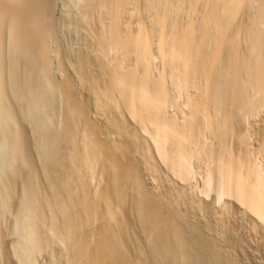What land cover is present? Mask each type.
<instances>
[{
	"label": "bare ground",
	"instance_id": "1",
	"mask_svg": "<svg viewBox=\"0 0 264 264\" xmlns=\"http://www.w3.org/2000/svg\"><path fill=\"white\" fill-rule=\"evenodd\" d=\"M51 3L0 0V111L4 123L16 127L2 97L1 51L7 37L11 48L7 63L15 90L23 88L14 76L19 65L27 80L28 104L22 108L37 125L32 142L45 178L43 184L28 176L18 186L17 199L13 198V256L21 264L34 263L32 255L60 242L61 262L52 258V264H228L231 259L218 244L205 239L196 223L189 224L179 202L189 197V188L195 193L193 201L200 202L198 193L223 207L221 225L218 222L223 230H228L232 204L251 220L253 230L264 231V0H83L80 18L91 19L92 30L88 48L67 61L75 78L56 82L47 74L48 84L43 87L34 84L41 75L37 64L48 69L51 52L46 40H38L42 33L37 36L33 23L38 7L45 13ZM23 52L34 63L30 68ZM81 90L86 95L67 98ZM56 92L65 94L66 112L54 125L43 112ZM88 109L101 116L100 123L95 117L97 128L89 124L93 127L79 131L77 118ZM127 117L128 124L135 123L130 130ZM7 124L0 128L3 136L8 135L0 137L10 139L1 142L10 140V149L6 145L10 158L21 161L27 137L14 128L5 133ZM111 133L115 136L109 139ZM62 145L69 153L60 166ZM131 145L133 151L139 150L142 162ZM137 161L146 166L152 181L163 174L180 186L170 182L174 187L169 194H159V185L153 183L151 190H145L148 186L140 171L144 168L139 169ZM96 166L105 180L90 191ZM7 182L0 183V210L11 198L10 177ZM40 186L46 189L41 196ZM158 194L164 197L158 199ZM133 214L138 236L130 227ZM66 240L74 242L64 250Z\"/></svg>",
	"mask_w": 264,
	"mask_h": 264
},
{
	"label": "rangeland",
	"instance_id": "2",
	"mask_svg": "<svg viewBox=\"0 0 264 264\" xmlns=\"http://www.w3.org/2000/svg\"><path fill=\"white\" fill-rule=\"evenodd\" d=\"M71 1V2H70ZM21 2V1H20ZM19 2V3H20ZM80 2V3H79ZM75 3V4H74ZM76 3H78V4H76ZM83 3V0H52V6H51V9L49 10V11H45V13H44V10L41 8V7H38V9H37V13L39 14V16H37V20H36V17L34 18L35 19V21H34V23H36L35 25H34V23H33V28L35 29V31H36V33H38L37 34V36L39 37L40 36V34H41V36H40V38H38V40L40 41V42H48L47 44V48L49 49V51L51 52V54H50V52H49V54L51 55L50 56V60H51V63H50V66H49V68L47 69V71H46V69H45V67H41V66H39L38 64H37V67L39 68V71L38 72H40L41 73V75L40 76H38L37 78L35 77V79H37V80H35L34 81V84L35 85H37V86H39L40 84V86H43V87H45L47 84H48V81H47V79H46V75L47 74H51V76L53 77V79L56 81V82H60V81H62V80H64L65 78H70V77H72V78H70L71 80H73V77L75 78V75H74V73L72 72V69L69 67V65L67 64L68 62V60L69 61H74L75 59H77L78 58V56L80 55L79 53H81L82 52V50H85L86 48H88V41H90V40H88V38H90L91 36H89L90 35V32L89 31H91L92 29L91 28H89V26H88V24H89V20H91V19H89L88 21L86 20H83V18H80V17H82V12L80 11L81 9V5L80 4H82ZM14 6H15V4H13ZM70 6V7H69ZM68 8V9H67ZM40 9V10H39ZM43 10V11H42ZM42 11V12H41ZM50 11H51V13H50ZM55 12V13H54ZM69 13V14H68ZM81 13V14H80ZM37 14V15H38ZM41 14V15H40ZM81 15V16H80ZM36 16V15H35ZM40 16H41V18H40ZM75 16V17H74ZM77 16V17H76ZM39 18H40V20H39ZM68 18H69V20H68ZM43 19V20H42ZM72 20V21H71ZM81 20H82V22H84L83 24L81 23ZM79 22V23H78ZM92 22H93V20H92ZM74 23V24H73ZM81 25V26H80ZM90 25V24H89ZM38 29V30H37ZM50 29V30H49ZM82 29V30H81ZM87 29V30H86ZM83 31V32H82ZM85 31V32H84ZM81 32H82V34H81ZM46 33V34H45ZM51 34V35H48V36H51V37H46L47 36V34ZM86 33V34H85ZM88 34V35H87ZM43 36V37H42ZM41 39H42V41H41ZM46 40V41H45ZM50 40V41H49ZM86 40V41H85ZM86 42H88V43H86ZM5 43H7V44H5ZM9 44V41L7 40V37H5V40H3V42H2V48H4L2 51H1V54H3V55H1V58H2V62H1V65H2V74H1V85H2V92H3V100H4V103H5V105H6V107H8V109H9V111H11V113H12V115L14 114V120H16L15 121V124H16V127H13L12 125H10L9 123V125L7 124V123H4V121L6 120V118L5 117H3L2 116V114H1V111H0V116H2L3 118V120H1V124H0V126L2 125V123L3 124H7L8 126H5L4 125V127L6 128L7 127V132L5 131V133H9V128H11V129H13L14 128V130L16 131V132H18V134H24L25 135V137H27V138H25L24 140L25 141H23V150L24 151H22L21 153H22V159H21V161H17L15 158H10L11 156L9 155V150L6 148V145L8 146V148L10 149V140L8 141V142H6V143H8V144H6L5 142V144L3 143V142H1L2 140H5V139H7V138H3L2 139V137H6V135H8V134H6L5 135V133H4V135L5 136H3V129H1L2 128V126H1V128H0V136H2V137H0V181L1 182H6V183H8L7 181H8V179H9V177H10V180H11V182H12V187H9L10 188V190H8L7 189V191H8V193H9V195H10V199L8 198L7 200H5L6 202L4 203V205L7 207V205L9 206V207H7V209L9 208V210H7L6 209V207L5 206H3L4 207V209H2V210H0V211H3L5 214L3 215L1 212V214H0V264H21L20 263V261L19 260H16V258L13 256L14 254H12L13 253V244L11 243L13 240L12 239H14V236H12V233L10 232L11 231V226H12V219H13V214H14V210H15V208H14V203H16V201L14 200V202H13V198H15V199H17V197H16V195H18L19 194V185H21L22 184V182H23V180H24V183H25V181L26 180H28L27 178H29V177H33V179L34 180H36L37 182L39 181L40 183L45 179V178H43L42 176H43V171H42V168H40L41 167V165H40V163H41V160L39 159V156H38V153H37V150L36 149H34L35 148V146H34V142H32V140L34 141V139L32 138V137H34V135L36 134V131H37V125H35V123L34 122H32V120L29 118V116H27L25 113H24V108L26 107V105L28 104V102L26 101L27 99V90H26V82H27V80H25V77H24V74H23V71H22V66L21 65H19L17 68H16V74L14 75V76H16V82H17V84L19 85V86H22V87H19V89H21V91L23 92H20L19 90L17 91V90H15V83H14V80H13V77H11L12 76V74L10 73L11 71H10V67H9V65H8V59H9V50L11 51V48H10V44ZM50 46V47H49ZM8 47V48H7ZM82 48V49H81ZM84 48V49H83ZM6 51V52H5ZM24 53V52H23ZM57 53V54H56ZM22 56H26V58L24 59V62H26L27 63V68H30L32 65H34V63L32 62V60L30 59H28V57H30L29 55H28V53H24V54H22ZM65 57V58H64ZM64 58V59H63ZM72 58V59H71ZM4 60V61H3ZM29 60V61H28ZM31 61V62H30ZM26 63H24V64H26ZM58 64H59V66H58ZM64 64V65H63ZM61 65V66H60ZM67 65H68V67H67ZM94 68L96 67V66H93ZM43 68L45 69V72H43ZM41 69V70H40ZM95 69H97V68H95ZM53 70V71H52ZM96 71V70H95ZM9 72V73H8ZM44 74V75H43ZM49 75H48V77H49ZM74 75V76H73ZM47 77V78H48ZM52 77H50L51 78V80H53L52 79ZM44 78V80H42ZM7 79V80H6ZM58 80V81H57ZM66 80V79H65ZM40 83V84H39ZM47 83V84H46ZM9 86V87H8ZM14 87V88H13ZM86 90H81V91H79L78 92V94L76 95L75 93L73 94V93H71V97L70 96H68L67 98H69L70 100H72L73 99V97H74V95L77 97V96H84V94L86 95V92H85ZM26 94H25V93ZM28 92H29V90H28ZM84 92V93H83ZM62 92H56V93H54L55 94V96L53 95L52 96V98H51V100H50V102H49V104H46L45 105V110L44 111H46V112H43V113H45V119H46V121L47 122H50L49 124H52L51 122L53 121V124L55 125V123H57V121H62V118L64 117V115H65V110H66V100H65V94L63 95V93L61 94ZM7 98V99H6ZM56 101V102H55ZM47 102V103H48ZM24 104H26V105H24ZM24 105V106H23ZM22 107H24V108H22ZM48 107V108H47ZM90 109H91V107H90ZM0 110H2L1 109V107H0ZM3 111V110H2ZM49 111V112H48ZM88 111H89V109H88ZM20 112V113H19ZM90 112V111H89ZM88 112V113H89ZM87 113V114H88ZM91 113V114H90ZM88 115L87 114H85V116L84 115H81V116H79V118H77L78 119V124H79V126H81L80 128L81 129H79V131L80 130H82L84 127L86 128V127H88V126H90V127H96V123H95V117H97L98 118V115H96L95 116V114L93 113V112H90ZM48 114V115H47ZM47 115V116H46ZM91 115H93L92 117H91ZM41 117H42V115H41ZM100 117L101 116H99V118L96 120V122H98L99 121V119H100ZM4 118H5V120H4ZM43 119H44V114H43V117H42ZM48 118V119H47ZM89 118V119H88ZM1 119V118H0ZM92 119H95V120H93L92 121ZM90 120H91V122H90ZM126 124H128L129 122H130V118H126ZM128 120H129V122H128ZM21 121V122H20ZM54 121H56L55 123H54ZM132 121V120H131ZM6 122V121H5ZM7 122H10V120H8ZM133 122V121H132ZM131 122V123H132ZM259 121H257V123H258ZM11 123V122H10ZM98 123H100V121L98 122ZM89 124H91V125H93V126H91V125H89ZM133 124V123H132ZM132 124L130 125V124H128V127H127V129H129L130 130V128L132 129L133 128V126H135L134 124H133V126H132ZM29 125V126H28ZM10 126V127H9ZM84 126V127H83ZM131 126V127H130ZM3 127V128H4ZM89 127V128H90ZM130 127V128H129ZM4 128V129H5ZM84 128V129H85ZM97 128V127H96ZM96 128H92L93 130H96ZM135 128V127H134ZM33 130V131H32ZM12 131V130H11ZM99 134H103V132L101 131L100 132V130H99V132H98ZM105 133V132H104ZM28 134V135H27ZM106 134V133H105ZM105 134H103V135H105ZM102 135V136H103ZM113 136L114 134H108L107 135V137L110 139V137L111 136ZM110 136V137H109ZM115 136V135H114ZM7 137H9V136H7ZM114 138H116V137H114ZM114 138H112V139H114ZM8 139H10V138H8ZM7 139V140H8ZM28 139V140H27ZM7 140H5V141H7ZM30 142V143H29ZM2 144V145H1ZM33 144V145H32ZM5 145V146H4ZM66 145H62L61 147H60V154H61V156L62 157H64V158H62L61 160V162H59L58 164L60 165V166H62V165H64L65 163H66V159H65V157H67L66 155H68L67 153H69V150H68V148H67V146L65 147ZM132 147H130V149L131 148H133V147H135L134 145H131ZM134 149V148H133ZM133 149H131L132 151H133ZM136 149H138V147L136 148ZM8 151V152H7ZM36 151V152H35ZM6 152V153H5ZM133 152H136V158H137V160H139L138 158H139V156H140V154H139V156L137 155L138 153H139V150H138V152H137V150H135V151H133ZM6 154V155H5ZM19 155V154H18ZM17 155V156H18ZM36 155V156H35ZM65 155V156H64ZM21 156V154L19 155V157ZM141 157V156H140ZM17 158V157H16ZM10 159H15L16 161H11ZM23 159H24V161H23ZM64 159V160H63ZM141 159V158H140ZM40 160V161H39ZM27 161V162H26ZM140 162H142V160H139ZM139 161H137L138 162V164L140 163ZM4 164H3V163ZM23 162V163H22ZM21 164H23V166L20 165ZM140 165V167H138L139 169H143L144 167H146L145 165L143 166V164L142 163H140L139 164ZM138 165V166H139ZM99 166V165H98ZM98 166H96L95 168H94V170H93V174L94 175H92V178L89 180V182H90V185H91V188H89V190L90 191H94V189L93 188H95V186L96 187H98V183L101 185L102 183H103V181L105 180L103 177H104V175L100 172V171H97V170H99V167ZM20 167V168H19ZM143 167V168H142ZM162 167V166H161ZM162 168H164V166L162 167ZM138 169V170H139ZM8 170V171H7ZM22 170V171H21ZM31 170V171H30ZM101 170V169H100ZM144 170H146L145 168L143 169V170H140L141 172H143V173H145L146 171H144ZM164 170H165V168H164ZM10 171V172H9ZM40 171V172H39ZM42 171V172H41ZM97 171V172H96ZM163 171V170H162ZM100 172V173H99ZM6 173V174H5ZM34 173V174H33ZM98 173V174H97ZM143 173H141L142 174V177L145 175V178L143 177V179H144V183H146L145 185H147L148 186V188H150L149 186H151V188H152V185H153V187H157V185H159L158 187L159 188H156V189H159V191L158 190H156V189H154V190H156L157 192H160L159 194H162L161 192H166V193H164V194H169L171 191L170 190H172L173 189V187H174V185H172V184H177L176 186H180V184L181 183H172V182H175L174 181V179L172 178L171 179V183L169 182V180H168V178L166 177H164L165 175H163V174H160L161 176L163 175V177H157L158 179L157 180H155L156 181V183H155V181L153 180L152 181V179H153V176H148V172H146L145 174H143ZM27 174V175H26ZM101 174V175H100ZM14 175V176H13ZM84 175H88L87 173L86 174H84ZM90 175V176H91ZM103 175V176H102ZM147 175V176H146ZM150 175V174H149ZM5 176H7L8 177V179H7V177H5ZM29 176V177H28ZM34 176H37V177H34ZM85 176V177H86ZM90 176H88L87 178L89 179V177ZM97 176H98V178H97ZM84 177V176H83ZM84 177V178H85ZM38 178H40V180H37ZM42 178V179H41ZM147 178V179H146ZM150 178V179H149ZM152 178V179H151ZM160 178H161V180H160ZM7 181H6V180ZM17 181H16V180ZM86 179V178H85ZM84 179V180H85ZM102 179H103V181H102ZM146 179V180H145ZM149 179V180H148ZM163 179V180H162ZM42 180V181H41ZM173 180V181H172ZM45 181V180H44ZM43 181V182H44ZM87 180H85V182H86ZM146 181V182H145ZM157 181L159 182V184H157ZM0 182V183H1ZM21 182V183H20ZM27 182V181H26ZM42 182V183H43ZM89 182H87V183H89ZM92 182V183H91ZM193 182H195V181H192V183ZM143 183V184H144ZM152 185H151V184ZM170 183V184H169ZM43 184H45V182L43 183ZM42 184V185H43ZM164 184V185H163ZM194 184V183H193ZM192 184V185H193ZM36 185H40V184H36V182H35V186ZM41 185V186H42ZM145 185H144V187H145ZM168 185V186H167ZM171 185V186H170ZM40 186V189L39 190H42V188L43 187H41ZM147 186L145 187V188H147ZM173 186V187H172ZM14 187V188H13ZM37 187V186H36ZM90 187V186H89ZM143 187V188H144ZM172 187V188H171ZM185 189H187V187L186 186H183ZM13 188V189H12ZM39 188V187H38ZM144 188V189H145ZM145 189V190H147V191H149V190H151V188L150 189ZM162 188V189H161ZM171 188V189H170ZM183 188V189H184ZM92 189V190H91ZM97 188H95V190H96ZM185 189H184V192H185ZM44 190L46 191V189H45V186H44ZM44 190H42V194L40 193L39 195L41 196V195H43L44 194ZM160 190H162V191H160ZM169 190V191H168ZM128 191H129V189H128ZM89 192V191H88ZM129 192H133L131 189H130V191ZM168 192V193H167ZM188 192V195H189V197H186V196H188L186 193ZM90 193V192H89ZM92 193V192H91ZM131 193L129 194V195H131ZM186 198H184L183 200H181L182 201V203L181 202H179L180 203V207L181 208H179V210H181V212H183L182 214H183V216H186L187 217V220H190L189 222H192V224L191 223H189L188 221H187V223H189L191 226L192 225H194V223H196L195 225L197 226V227H200L199 229H201L202 228V230L200 231V234L202 233L204 236V238L205 239H209L210 238V240H212V243H213V241L215 242V243H217L218 244V246L220 247H217V248H219V250L221 249V252H223V254L225 253V256L227 255L228 256V258H229V260L231 259V261H227L228 262V264H263L264 263V231L263 230H261V229H259V228H255L254 230L252 229L253 227H252V224H250L251 223V220L246 216V215H243V214H239L236 210H237V208L236 207H234V206H232V204H230V207H229V215H228V221L226 222L227 223V228H228V232L227 231H225V230H223V227L222 226H220L221 225V223H220V219L219 218H221V210H223V207H222V209H221V205L220 204H218V203H214V202H210V201H212V199H211V197L209 196V199H208V197H203L202 195V197L200 196V194L198 195V193L196 194V196H197V199H200L199 201L200 202H196L197 200L194 198V201H193V197H192V195H195V193L194 192H192V191H189V188L187 189V191H186ZM192 193V194H191ZM127 194H128V192H127ZM158 194V195H159ZM15 195V196H14ZM157 195V198L158 197H160V198H162V197H164V196H162V195H159L158 196ZM191 195V196H190ZM14 196V197H13ZM150 196V195H149ZM199 197V198H198ZM151 198H154V197H151ZM190 199V201H189V199ZM159 199V198H158ZM158 199H156V200H158ZM191 199H192V201H191ZM184 201V202H183ZM187 202V203H186ZM193 202V203H192ZM210 202V203H209ZM13 204V206H12V204ZM196 203V204H195ZM204 203H208L209 205L211 204V203H213V204H211L210 205V207L211 206H213L212 207V209L210 208L209 209V206H203L202 207V205L204 204ZM11 204V205H10ZM199 204H200V206H199ZM198 205V206H197ZM204 205H206V204H204ZM220 205V206H219ZM185 206V207H184ZM233 208H232V207ZM183 207V208H182ZM194 207V208H193ZM206 207V208H205ZM205 208V209H204ZM215 208V209H214ZM235 208H236V210H235ZM5 209H6V211H7V213H6V211H5ZM190 209V210H189ZM207 209H208V211L209 212H207ZM221 209V210H220ZM234 209V210H233ZM186 210V212H184ZM200 210V211H199ZM202 210V211H201ZM203 210H205L206 212H203ZM210 210H212L211 212H210ZM220 211V212H219ZM13 212V213H12ZM235 212V213H234ZM10 213V214H9ZM205 214V215H204ZM47 217H45L46 218V226H47V223L49 224V223H51V221H52V217L50 218V216H51V214L48 212L47 214ZM131 216H132V218H137V216L135 215L134 216V214L133 215H130V219H129V221L131 222L132 220V218H131ZM134 216V217H133ZM205 216V217H204ZM220 216V217H219ZM186 217H185V219H184V221L186 220ZM230 217V218H229ZM245 217V218H244ZM184 218V217H183ZM237 218V219H236ZM215 220V221H214ZM136 221H137V219H136ZM135 221V222H136ZM3 222V223H2ZM220 223V225H219V223ZM197 223H203V225H200V224H197ZM238 223V224H237ZM132 224L133 225H135V223H134V219H133V221L130 223V227H133L135 230H137V231H135L134 230V232H135V234H137V236H138V233H136V232H138V229H136V228H138L137 226H138V224L136 223V228H135V226H132ZM188 225V224H187ZM208 227H207V226ZM219 225V226H218ZM228 225H229V227H228ZM49 226V225H48ZM47 226V227H48ZM186 226V225H185ZM184 226V227H185ZM203 226V227H202ZM187 227H190V226H187ZM206 227V228H205ZM222 227V228H221ZM8 228V229H7ZM49 228V227H48ZM133 228H131V229H133ZM186 228V227H185ZM212 228V229H211ZM130 229V231H131V234H132V236L133 235H135L134 233H132V231L133 230H131ZM189 229V228H188ZM187 228L185 229L186 230V232H187V230H188ZM223 230V231H222ZM258 231V232H257ZM189 232V231H188ZM225 232V233H224ZM253 232H254V234H253ZM47 233L49 234V232H48V230H47ZM201 234V235H202ZM212 234V235H211ZM208 235V236H207ZM232 235V236H231ZM255 235V236H254ZM136 236V235H135ZM133 237L132 239L134 240L135 238H137V236L136 237ZM251 236V237H250ZM208 237V238H207ZM67 237L65 236V239H66ZM212 238V239H211ZM71 240H72V238H70ZM69 239V240H70ZM138 239V238H137ZM137 239H135V240H137ZM255 239V240H254ZM257 239V240H256ZM68 240V241H69ZM70 240V241H71ZM216 240V241H215ZM67 242V240H66V242L67 243H69L68 245H67V243H65V242H63L62 243V245H64V246H62V249H68V248H66V247H68L69 245H71V244H73V242ZM234 241V242H233ZM252 241V242H251ZM256 241V242H255ZM66 245H65V244ZM223 243V244H222ZM260 243V244H259ZM232 244V245H231ZM263 244V245H262ZM10 245V246H9ZM215 245V244H214ZM224 245V246H223ZM61 248V244H60V242L57 244H54V243H51V244H49L46 248H44L43 249V251L42 252H38V253H36L35 255H32V257H34L33 259H34V263L33 262H29L30 264H52L53 262V260H60V262H61V259H60V257L58 256V254H57V252H58V249H60ZM260 247V248H259ZM12 248V249H11ZM225 248V249H224ZM231 249V250H230ZM257 249V250H256ZM133 250V249H132ZM11 251H12V253H11ZM50 251V252H49ZM226 251V252H225ZM133 252V251H132ZM131 252V255L134 257L136 254H134V252L132 253ZM55 253V254H54ZM230 253V254H229ZM261 254V255H260ZM51 256V257H50ZM257 256V257H256ZM55 257H57L56 259H54ZM262 257V258H261ZM52 258H53V260H52ZM6 259V260H5ZM33 259H31V261L33 260ZM236 259V260H235ZM52 260V261H51ZM238 260V261H237ZM257 260V261H256ZM17 261V262H16ZM52 262V263H51ZM226 262V263H227ZM27 263V262H26ZM25 262H23L22 264H26ZM28 263V264H29Z\"/></svg>",
	"mask_w": 264,
	"mask_h": 264
}]
</instances>
